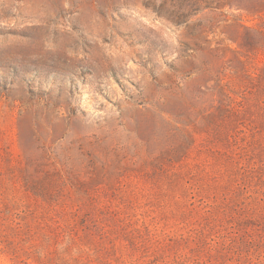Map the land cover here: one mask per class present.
<instances>
[{"label":"rangeland","instance_id":"obj_1","mask_svg":"<svg viewBox=\"0 0 264 264\" xmlns=\"http://www.w3.org/2000/svg\"><path fill=\"white\" fill-rule=\"evenodd\" d=\"M0 264H264V0H0Z\"/></svg>","mask_w":264,"mask_h":264}]
</instances>
